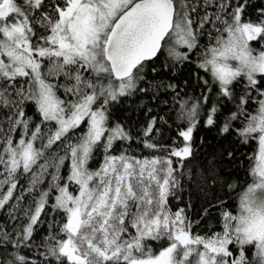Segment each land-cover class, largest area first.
<instances>
[{
  "label": "snow or ice",
  "instance_id": "6c2138e0",
  "mask_svg": "<svg viewBox=\"0 0 264 264\" xmlns=\"http://www.w3.org/2000/svg\"><path fill=\"white\" fill-rule=\"evenodd\" d=\"M0 264H264V0H0Z\"/></svg>",
  "mask_w": 264,
  "mask_h": 264
},
{
  "label": "trees",
  "instance_id": "16d2710c",
  "mask_svg": "<svg viewBox=\"0 0 264 264\" xmlns=\"http://www.w3.org/2000/svg\"><path fill=\"white\" fill-rule=\"evenodd\" d=\"M98 166V165H97Z\"/></svg>",
  "mask_w": 264,
  "mask_h": 264
}]
</instances>
